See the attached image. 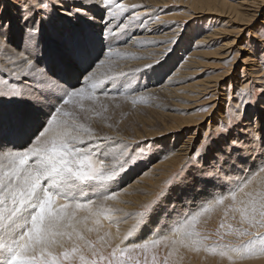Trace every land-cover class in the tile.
Wrapping results in <instances>:
<instances>
[{"label": "snow or ice", "instance_id": "6c2138e0", "mask_svg": "<svg viewBox=\"0 0 264 264\" xmlns=\"http://www.w3.org/2000/svg\"><path fill=\"white\" fill-rule=\"evenodd\" d=\"M11 6L19 13L15 24L3 16L7 5L0 0V51L12 66L6 71L15 81H0L5 85L0 88V264H149L150 250L169 238L163 228L200 244L192 239L199 236L195 224L200 213L184 215L174 205L169 208V197L177 189L186 192L185 198L202 195L208 186H216L221 174L226 177L237 164L245 163L240 155L245 151L251 154L259 149L264 157V109L255 119L248 115L249 108L264 104V87L257 92L255 85L246 84L234 114L218 121L220 126L205 134L180 171L141 206L121 242L107 243L105 233L97 246L89 236L99 231L101 216L111 220L102 201L115 195L104 190L136 160L123 145L119 155L124 159L116 163L114 150L121 142L96 135L63 109L74 100L81 111L85 101L98 102L103 82L94 78L96 69L104 64L102 57L114 51L113 42L140 20L136 9L142 6L120 0H14ZM17 32L19 43L13 40ZM251 44L253 54L264 52V26ZM161 63L146 64L141 71H156ZM121 75L127 74H116L112 82ZM241 126L243 138L233 137V130ZM259 171L264 172V165ZM246 186L235 183L228 196L206 201L203 212L231 200L240 224L264 227V195L249 193L247 201H237ZM165 214L169 221L174 215L176 220L165 223L154 239L135 242L136 231ZM239 234L246 235L247 230ZM220 255L227 252L221 250ZM151 264H157L155 253Z\"/></svg>", "mask_w": 264, "mask_h": 264}, {"label": "rangeland", "instance_id": "374dc122", "mask_svg": "<svg viewBox=\"0 0 264 264\" xmlns=\"http://www.w3.org/2000/svg\"><path fill=\"white\" fill-rule=\"evenodd\" d=\"M128 1L130 0H120V2L128 6L143 5L142 8L138 7L136 9L137 12H141L140 20H149L151 17L159 19L158 17H160L159 20L163 23V27H170L172 30L179 29L178 38L176 39V35H173L175 38L172 37L171 39V42L172 40H178V43H173L170 50L165 55L166 57L161 59L162 63L157 65L156 71L149 70L147 74H144L141 71L144 66L131 67L123 71L115 65L123 59V56H126L124 60H142V56H139L137 59L135 57L138 56H127L126 53H122V49L126 47L127 42L122 43L121 41H127V38L129 39L131 37L130 33L127 31L126 35H121L119 40L113 42L112 46L117 50L107 56L108 63L100 65L96 70L94 78L103 82L101 85L103 91L101 92L98 90L97 92L99 97L98 102L92 104L91 102L85 101V110L81 111L78 107H74L76 104L74 100L73 104L65 105L63 110L73 113L79 123L86 127H91L96 135L110 136L115 141L121 142L120 146L114 150L116 163L124 159V157L119 155L123 145H128L129 153L135 156V164L125 166L127 171L122 172L119 179L111 183L104 190L106 194L110 192L118 193L127 184L141 176V174H146V171L148 172L147 175H153V171L154 174L159 172V175H161L157 177L159 179L157 180L158 185L151 186L149 192H146L145 195L149 194V198L140 202L137 207H134L135 209L123 211L121 213V221L113 228V230H116L120 225L123 226L124 224L125 228L129 231L135 222L134 214L140 210L144 203L152 200L160 189L166 186V182L172 179L174 175L180 171L181 166L185 164L186 161L183 158H177L173 160L174 162L167 164L168 166L161 165L164 163L163 161L169 159L168 157L171 155L169 152L184 141H187L188 145L192 147L188 157L192 154L194 149H198L199 144L204 140L205 134L214 133L215 129L220 126L218 121L224 122L228 117L234 114L236 104L240 102L237 98L241 90L239 87L245 79H247L246 81L248 82L250 81L249 83H252L248 86L249 88H252L253 85L256 86L257 92L260 88L264 87V84H255L252 81V75H246L244 79L240 76L242 68L246 67L242 64L244 57L250 56L256 60L261 59L264 67V52H259L258 55L253 54L254 46L251 44L253 39L258 38V30L264 26V6L259 8L256 12V16L248 29L236 39L239 41V45H237L242 46L244 50H242L234 62L232 60H234L233 55L235 54L226 58V60H219L214 54H210L209 57L204 55L205 57L197 58L198 62L201 61L198 65H193V67H189L188 65L185 67V70L181 71L177 83V88H181L179 91L180 95L171 98L167 97V99L164 96L156 97L154 95H149L145 93V90L155 84H162L163 82L159 81H162L168 74H172L179 67L182 58L187 56L188 52L194 47V40L202 33L208 32L210 28H212L213 22L210 21L215 20L216 16L214 14L192 15V13H194L193 8H190V5L184 3L183 0H170L169 4L163 5L162 7L155 4L149 7L147 4H144L149 3L152 5L150 0H138L133 3H128ZM238 1L241 0H230L229 3L233 4ZM13 2L14 0H4V4H6L7 7L4 8L3 16L12 19L15 24L19 13L15 7L11 6ZM149 9L150 11L152 10L151 13H149ZM142 11H145L147 14ZM182 12H186V14ZM163 15L167 18L164 17L163 19ZM190 15L192 17H190ZM171 16H174V18H171ZM223 20V24L220 23L223 25L222 27H226L227 30L231 31L228 32L229 34L223 39L228 42L234 39L233 36H236V33H234V31L232 32L234 24L231 25L227 23V20H230L229 18H223ZM257 21L259 22L257 23ZM136 22L138 23L139 20ZM13 40L15 43H19L18 32L13 36ZM223 40L221 43L224 42ZM218 45L219 44L213 45L215 47L209 50H216ZM104 57H102V59H104ZM3 59H6L5 63L9 64L5 53L0 51V81L15 82L14 78L6 71V69H10L12 66H4L1 63ZM153 60L155 61V59ZM186 62L190 64L189 61ZM248 68L249 67H246L247 70ZM229 69H231L230 72H228ZM225 71L228 72L229 75L224 78V90L219 91L222 95H220L215 102L212 100L213 97L210 93H199L200 90L185 88L187 85L193 84H200L201 86L206 85L208 84L207 82H210L217 75L223 74ZM116 74L127 75H121L119 79L112 82V77ZM230 83L231 86L229 87ZM4 87L5 85L0 83V88ZM52 103L56 104L57 102L52 101ZM213 104L216 105L214 108L212 106ZM210 105L212 107H209ZM205 108L207 111H202V109ZM252 111H254L253 108L248 109V112L251 114L250 116L254 115ZM191 117L194 118H192L194 122H192ZM187 119L190 120L189 124L185 123L189 121ZM198 119L199 121L201 120V123ZM182 122L184 124H182ZM138 144L140 145L139 148L137 147ZM141 148L144 150L143 155L140 154ZM134 149L135 152H133ZM244 160H247V158ZM109 162L112 161L110 160ZM157 164L158 168L149 172L151 170L150 166L152 165L151 167H153ZM262 165H264V158L263 161L261 160L257 165L250 164V168H248L243 175L244 177L233 178L234 180H230V182L227 181L230 185V187L227 186V191L226 187L224 188V186H221V188L216 189L217 191L215 190V192L210 193L211 196H209V194L206 196L205 191L202 195L195 197L188 196L185 198V191L178 189L179 193L174 192L172 196L169 197L172 202L168 205L169 208L174 205L178 211L184 215L190 212L200 213L195 224V231L199 233V236L192 237V239H198L201 243L194 245L189 238L181 236L180 234H173L167 228H163L165 223L171 225L175 220L172 219L169 221L165 215H162L156 223L148 224L142 231L138 230L134 233L135 242L154 239V234L160 232L162 228L164 234L169 237L167 240H162L161 244L158 245L156 249L150 250L148 253L149 264H151L153 253L156 254L157 264H164L165 260H167V264H264V251L261 250L264 248V227H251L247 223L240 224L239 211L232 210L230 207L232 204L231 200L225 201L223 205H216L208 212H203L202 210V205H205L206 201L211 202L213 196L217 198L221 195L228 196L230 194V188L234 187L235 183L247 184L243 193L237 194V201H247L248 196L246 194L249 193L254 196L256 194L264 195V172L259 171ZM152 177L156 178V176ZM183 192L185 193L182 194ZM139 193L140 192L132 195L136 196ZM194 202L198 208L192 206ZM102 203L105 209L110 210L108 214L111 216V220L106 219L107 224L110 225L114 221L113 215L115 214L113 213L114 210L111 208L112 204H108V201ZM240 206L241 205H238L237 207ZM107 224H101L99 226V231L93 232L89 236V239L97 244V246L101 243L99 237L105 236V233L108 234L105 236V241L113 246L119 244L124 237L118 235V240H115L114 236L111 235L109 231L110 226ZM221 224L224 225L223 228L220 227ZM245 229L247 230V234L240 235L239 232ZM231 247H238L240 251L232 252L229 250ZM211 249H215V251ZM248 249L252 250L249 251ZM107 250L110 251V249ZM221 250L226 251L227 255L221 256ZM137 252H139V250H137ZM229 256L231 259H229Z\"/></svg>", "mask_w": 264, "mask_h": 264}, {"label": "bare ground", "instance_id": "6f19581e", "mask_svg": "<svg viewBox=\"0 0 264 264\" xmlns=\"http://www.w3.org/2000/svg\"><path fill=\"white\" fill-rule=\"evenodd\" d=\"M137 1L138 0H130V1H128V3H133V2H137ZM177 1H182V0H177ZM183 1L186 4H189L190 8L191 7L193 8L194 13H192V15H195V14H214L216 16V18H215V20L210 21V22H213L212 28H210V30L208 32L202 33L198 38H196L194 40V47L188 52L187 56L182 58V62L180 63L179 67L172 74H168L164 79H162V81H159V82H163L162 84H155L154 86L145 90V93H147L149 95H154L156 97L157 96H159V97L164 96L166 98L167 97L171 98V97H174L176 95H180L179 91L181 90V88L180 87L177 88V83H178L179 77L181 75V71L185 70L186 69L185 67L188 65H189V67H193V65H196V64L198 65L199 62H201V61L198 62L197 58L205 57L204 55L209 57L210 54H214V55H216L217 59H219V60L225 59L226 60V58L235 54V55H233L234 60H232L234 62L235 59L240 55L242 50H244L242 46H238L239 41H237L236 39L239 38V36L248 29V27L251 25V22L253 21V19L256 16V12L259 10V8L264 6V0H241V1H238V2L233 3V4L229 3L230 0L229 1L228 0H183ZM169 2H170V0H150V3H152V5H150L149 3H144V4L145 5L147 4L149 7L153 6V4H155L159 7H162L163 5L169 4ZM143 10H145V9H143ZM147 10H148V8H147ZM149 11H150V9H149ZM151 11L149 13H151ZM142 12H145V11H142ZM139 13H141V12L139 11ZM184 13L186 14V12H184ZM143 14H142V16H143ZM179 15H181V14H179ZM164 17L167 18L166 16L163 15V19H164ZM172 17L174 18V16H171V18ZM190 17H192V16L190 15ZM158 18L160 19V17H158ZM223 18H229L230 19V20H227V23L231 24V25L234 24V28L232 29V32L234 31V33H236V36H233L234 39L230 40L228 42L224 41L223 39H225L227 34H229L228 32H231V31L227 30L226 27H222L223 26L222 22L224 21ZM159 19H155V18L151 17L149 20H139L138 23L136 22L132 27H130L127 30L128 33H130L131 37L129 39L127 38V44H126V47L122 49L123 50L122 53H126L127 56H138V57H135L137 59L139 58V56H142V60L141 61L124 60L126 56H123L122 57L123 59H121L120 62H117V64H115L116 67H119V69L126 71L131 67H141V66H144L146 64H150L152 62H155L156 60L161 61V59H164L166 57L165 55L170 50V47L173 45V42H171L172 37H174L176 35L175 37L177 39L179 36L178 33L180 32V30L179 29L178 30L177 29L172 30L170 27H163L162 26L163 23ZM165 21H167V20H165ZM210 22H208V23H210ZM220 23H222V24H220ZM222 40L224 42L221 43ZM216 44H219L217 46L216 50L215 49L212 51L209 50V49H212L213 47H215L213 45H216ZM112 48L114 49L113 52H115L117 50L113 46H112ZM182 49H183V47H182ZM248 52H249V50H248ZM248 54H250V53H248ZM153 59H155V61ZM5 60L6 59H3L1 61V63L4 66H7V67L10 66L11 67V65L5 63ZM260 60L261 59H258V60L253 59V57H250V56L243 58L242 64L246 67H249V68H248V70L246 69V67L242 68V71L240 72V76L242 77V79H244V77L246 75L247 76L252 75V81L255 84H264V67H263L262 60L261 61ZM104 61H105L104 64L108 63V57L107 56L104 57ZM186 61H189L190 64H188V62H186ZM110 62H111V60H110ZM250 68L252 69V71ZM230 70L231 69H229L228 72H230ZM228 72L225 71L223 74L217 75L210 82H207L208 84H206V85L201 86L200 84H193V85H187L185 88L196 89L198 91L200 90L199 93L200 92L210 93V95L212 94L211 96L213 97L212 100L215 102V100L217 98H219L220 95H222L219 93V91L224 90L223 89V80L227 75H229ZM184 73H187V72H184ZM246 80L247 79H245V81H243L240 84V87H239L240 89H243L246 84L248 86L252 84V83H249L250 81L248 82ZM230 86H231V83L229 84V87ZM195 97H196V95H195ZM212 106L214 108L216 105L213 104ZM261 109H264V104L260 105L259 108H255L254 111H252V114H254V115H252L254 119L261 115ZM248 115L250 116L251 114L248 112ZM202 117H204V116H202ZM192 118L193 117H191V120H192ZM189 119H187V120H189ZM198 121H199V119H198ZM192 122H194V120H192ZM185 123L189 124L190 120L186 121ZM200 123H197V124H200ZM247 123H248L247 120H245L244 124L247 125ZM182 124H184V123L182 122ZM193 124H195V123H193ZM243 133H244V127L241 126L239 129L237 128V129L233 130V132L231 134L233 137L240 136L241 138H243ZM191 150H192V147H190V145H188L187 141H184V142L178 144L174 148V150H171L169 152V153H171V155H169L170 157H168L169 159L163 161L164 163H162L161 165L168 166L167 164L174 162L173 160H176L177 158H179V159L183 158L186 161V159H188V155L190 154ZM240 155H241L242 159L247 158V160H245V163L237 164L236 170L229 172L228 176H226V177L223 176V174H221V179L216 183L215 187H213V186L207 187L206 196H208V194H210V193L215 192V190L218 188H221V186H224V188L226 187V191H227V188H228L227 186L230 187V185L228 184L230 182V180H234L235 178H239V177L240 178L244 177L243 175L246 173V170L248 168H250V166H249L250 164L251 165H253V164L257 165L258 163L261 162V160L263 161V158H264L260 155L259 149H257L255 152H253L251 154H249L247 151H245V152L241 153ZM161 165H159V166H161ZM151 166H150L151 170L149 172L158 168V164L154 165L153 167H151ZM145 173L146 174H141V176H139L136 179L134 178L135 179L134 181L127 184L118 193H114L115 195H114L113 199L106 200V201H108V204H112L111 208L114 210L113 213H115L113 215L114 221L110 225H108L104 216L100 217V221H101V224H103V225L107 224L108 226H110L109 231H110L111 235L114 236L115 240H118V238H117L118 235L125 236L128 233V230L125 228L124 224H123V226L120 225L118 227V229L113 230V228L116 226V224L119 223L122 219L121 213L125 210H133V209H135L134 208L135 206L137 207L140 204V202L147 200L149 198L148 197L149 194L145 195L146 192H149V190H150L149 188L151 186H157L158 185L157 180H159V179L157 177L161 176V175H159V172H156L154 174V171H153L152 172L153 175H147V173H148L147 171ZM152 176H156V178H154ZM227 181H229V182L227 183ZM138 192H140L138 195H136V196L132 195V194H136ZM175 192L179 193V190L177 189ZM184 193L185 192H183L182 194H184ZM111 194H113V193L110 192L108 195H111ZM209 196H211V195H209ZM93 199H96V198H93ZM211 199H213V198H211ZM102 202H104V201H102ZM99 203H101V201L98 200L97 204H99ZM196 203L198 204L197 201H196ZM196 203L194 202L192 205L194 208L196 207ZM196 208H198V207H196ZM83 214L84 213H81V215H83ZM186 214H188V213H186ZM165 216H166V214H165ZM172 219L176 220V216H173Z\"/></svg>", "mask_w": 264, "mask_h": 264}]
</instances>
